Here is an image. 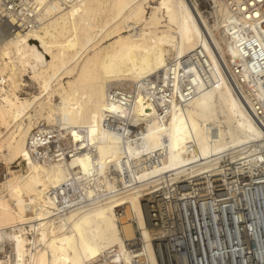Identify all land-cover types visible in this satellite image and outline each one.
Segmentation results:
<instances>
[{
    "label": "bare ground",
    "instance_id": "bare-ground-1",
    "mask_svg": "<svg viewBox=\"0 0 264 264\" xmlns=\"http://www.w3.org/2000/svg\"><path fill=\"white\" fill-rule=\"evenodd\" d=\"M208 4L212 20L194 0H0V264H135L136 229L137 264H160L141 199L264 160V71L248 59L264 24Z\"/></svg>",
    "mask_w": 264,
    "mask_h": 264
},
{
    "label": "built area",
    "instance_id": "built-area-1",
    "mask_svg": "<svg viewBox=\"0 0 264 264\" xmlns=\"http://www.w3.org/2000/svg\"><path fill=\"white\" fill-rule=\"evenodd\" d=\"M1 1L14 8L19 2ZM223 1L264 24V0ZM252 43L249 66L264 71V47ZM40 138L44 155L60 154L52 133L44 132ZM149 160L153 163L154 157ZM217 166L168 186L163 180L141 199L149 243L160 264H264V160L247 163L225 158ZM124 171L131 179L133 166H125ZM140 238L136 229L135 238L126 240L135 264L137 254L144 251Z\"/></svg>",
    "mask_w": 264,
    "mask_h": 264
},
{
    "label": "rangeland",
    "instance_id": "rangeland-1",
    "mask_svg": "<svg viewBox=\"0 0 264 264\" xmlns=\"http://www.w3.org/2000/svg\"><path fill=\"white\" fill-rule=\"evenodd\" d=\"M194 1H196L199 9L201 10V12H203L202 14L205 17L210 18V20H212V17H211V14H210L208 0H194ZM222 41H226V40L222 38ZM226 46H228V44H226ZM224 54H225V58H226L227 63H229L232 60L236 61L237 63H240V61H239L240 59L234 58L232 53L227 48H226ZM251 82L252 81L250 79H248V83H251ZM65 144L68 145L66 139H65ZM3 164H4L3 160L0 158V170H1V168L5 167V165H3ZM9 166H10V169L13 170L16 174H20V173L25 172L24 161L21 158H19L18 160H15L11 164H9ZM3 169H4V171H3ZM3 169H2L3 175L2 174L0 175V179L1 180H2L4 175H9V174H7V170L5 168H3Z\"/></svg>",
    "mask_w": 264,
    "mask_h": 264
}]
</instances>
